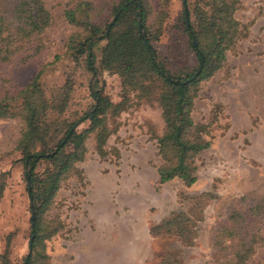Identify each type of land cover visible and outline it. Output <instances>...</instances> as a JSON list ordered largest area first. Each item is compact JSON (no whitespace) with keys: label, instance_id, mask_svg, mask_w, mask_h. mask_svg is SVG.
<instances>
[{"label":"rangeland","instance_id":"1","mask_svg":"<svg viewBox=\"0 0 264 264\" xmlns=\"http://www.w3.org/2000/svg\"><path fill=\"white\" fill-rule=\"evenodd\" d=\"M95 6L101 0H81ZM157 10L158 0H147ZM234 18L247 27L246 37L226 52V65L201 82L192 100L190 117L205 125L209 147L194 160L196 181L184 187L177 179L159 184L160 164L153 137L163 129L160 110L136 91H127L126 104L117 115H105L112 130L102 155L94 152V135L84 142L83 161L44 213L60 229L42 242L38 251L47 264H159L169 254L178 264H210L214 227L241 196L264 195V0H238ZM77 0H43L50 25L37 42L23 47L9 61L0 62V100L12 116L0 118V264H20L29 253V201L18 162L19 141L25 130L21 97L41 69L35 98L41 111L38 125L45 127L51 144L67 124L92 105L89 89L100 90L111 105L123 97L122 80L100 68L104 42L95 43V73L65 53L68 36L75 31L65 23L63 11ZM156 56L171 73L189 72L195 61L180 20V0H168ZM39 47L37 52L33 49ZM58 59L55 61L54 57ZM11 98V101L7 99ZM86 128L79 124L76 132ZM71 147H69L70 149ZM45 164H40L41 170ZM208 194L203 219L198 222L192 247L174 239H151L148 224L171 212L184 211L186 198ZM248 264H264V247L256 249Z\"/></svg>","mask_w":264,"mask_h":264},{"label":"trees","instance_id":"2","mask_svg":"<svg viewBox=\"0 0 264 264\" xmlns=\"http://www.w3.org/2000/svg\"><path fill=\"white\" fill-rule=\"evenodd\" d=\"M167 2L158 0L154 11L147 0H101L95 6L77 0L72 9L63 11L65 23L75 29L66 40L64 54L74 60L82 56L85 68L94 74L92 48L95 43L104 42L100 68L112 70L121 78L123 97L111 105L100 90L89 89L90 108L48 144L44 140L45 127L38 125L41 111L39 99L35 98L42 68L17 94L21 97L25 126L18 144V162L30 214L29 253L20 264H47L38 247L55 235L60 223L44 218V213L64 182L81 175L75 164L85 157L84 142L89 134L94 135V152L102 155V146L112 132L105 125V115L109 112L113 117L123 110L127 91L137 90L139 96L160 110L163 129L153 137L160 160L156 168L158 183L177 179L189 187L196 181L194 160L209 147L210 137L206 126L190 117L192 100L199 84L226 65L225 53L232 52L235 44L246 37L247 27L234 18L238 0H180L182 30L195 65L189 72L171 73L153 48L161 34ZM51 20L43 0H0V62L9 61L25 45L37 42ZM38 50L36 45L33 51ZM8 105L0 100L1 119L12 116ZM84 122L86 128L77 133L75 128ZM42 163L45 167L38 171ZM1 190L0 185V193ZM208 198L205 193L186 198L184 211L171 212L159 222L148 224V236L170 238L183 248L192 247ZM260 247H264V195L241 196L227 209L225 220L214 227L210 264H248ZM159 258V264H178L175 257L166 253Z\"/></svg>","mask_w":264,"mask_h":264},{"label":"crops","instance_id":"3","mask_svg":"<svg viewBox=\"0 0 264 264\" xmlns=\"http://www.w3.org/2000/svg\"><path fill=\"white\" fill-rule=\"evenodd\" d=\"M156 177H157V173H156ZM157 179H158V177H157ZM148 235V234H147ZM149 237V236H148Z\"/></svg>","mask_w":264,"mask_h":264}]
</instances>
